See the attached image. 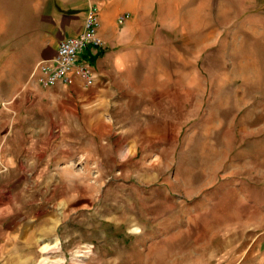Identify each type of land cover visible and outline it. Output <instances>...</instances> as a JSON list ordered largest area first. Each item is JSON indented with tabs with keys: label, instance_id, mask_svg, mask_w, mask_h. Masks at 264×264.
Segmentation results:
<instances>
[{
	"label": "rangeland",
	"instance_id": "1",
	"mask_svg": "<svg viewBox=\"0 0 264 264\" xmlns=\"http://www.w3.org/2000/svg\"><path fill=\"white\" fill-rule=\"evenodd\" d=\"M119 1L52 89L51 0H0V264H264V0Z\"/></svg>",
	"mask_w": 264,
	"mask_h": 264
},
{
	"label": "crops",
	"instance_id": "2",
	"mask_svg": "<svg viewBox=\"0 0 264 264\" xmlns=\"http://www.w3.org/2000/svg\"><path fill=\"white\" fill-rule=\"evenodd\" d=\"M50 17L52 19V35L44 45L42 59L50 60L55 57L59 42L68 37L80 36L84 31V23L90 6L97 5L101 11L100 36L103 40L101 47H89L80 53V62H87L96 73L95 83L98 77L107 73L106 59L114 54V50L124 45L127 39L126 29H121L118 18L122 14V7L119 0H51ZM127 14V12H126ZM129 21L126 20V23ZM123 24V25H124ZM39 84V81L37 82ZM83 88L82 81L77 75L72 76L68 84L59 82L47 88ZM46 88V87H45Z\"/></svg>",
	"mask_w": 264,
	"mask_h": 264
},
{
	"label": "built area",
	"instance_id": "3",
	"mask_svg": "<svg viewBox=\"0 0 264 264\" xmlns=\"http://www.w3.org/2000/svg\"><path fill=\"white\" fill-rule=\"evenodd\" d=\"M129 14H122L118 18L119 24H124ZM101 11L99 6L89 8L84 23V31L80 36L62 39L57 48L55 57L50 60L39 61L34 69L43 87H52L59 82L68 84L72 76L77 75L83 86L91 87L96 80V73L87 62H80V53L89 47H101L103 40L100 36Z\"/></svg>",
	"mask_w": 264,
	"mask_h": 264
}]
</instances>
